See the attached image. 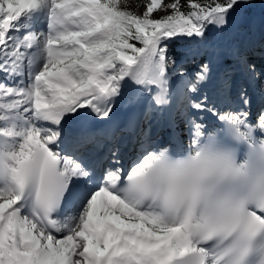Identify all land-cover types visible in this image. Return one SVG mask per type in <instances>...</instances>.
Segmentation results:
<instances>
[{
  "label": "snow or ice",
  "instance_id": "obj_1",
  "mask_svg": "<svg viewBox=\"0 0 264 264\" xmlns=\"http://www.w3.org/2000/svg\"><path fill=\"white\" fill-rule=\"evenodd\" d=\"M255 6L0 0V264H264V108L247 89L218 108L209 65L169 52ZM136 108L125 170L120 146L99 152Z\"/></svg>",
  "mask_w": 264,
  "mask_h": 264
},
{
  "label": "trees",
  "instance_id": "obj_2",
  "mask_svg": "<svg viewBox=\"0 0 264 264\" xmlns=\"http://www.w3.org/2000/svg\"><path fill=\"white\" fill-rule=\"evenodd\" d=\"M146 0H128V5L137 14H142L145 10L144 4ZM167 2V0H166ZM255 7L242 9L234 18L232 26L223 32L211 30L208 38L200 43H187L198 51L195 61L191 62L200 65L202 62L209 65L210 74L220 70L225 61L238 63L245 72H249L248 65H255V71L260 79L252 80L256 90L264 88V3L261 0H254ZM182 5L186 4V0H181ZM187 11V8H183ZM154 16L157 14L154 13ZM181 44V43H179ZM178 43L171 42L169 47L170 54L177 60L175 67L182 70H190L191 63L188 59L180 61V52L176 49ZM139 46V45H138ZM240 58L242 62H239ZM229 79L224 84L232 86L238 84L240 87L248 88L242 77L236 76L238 73L234 69L228 72ZM234 73V74H233ZM253 76V74H252ZM261 94V93H260Z\"/></svg>",
  "mask_w": 264,
  "mask_h": 264
},
{
  "label": "rangeland",
  "instance_id": "obj_3",
  "mask_svg": "<svg viewBox=\"0 0 264 264\" xmlns=\"http://www.w3.org/2000/svg\"><path fill=\"white\" fill-rule=\"evenodd\" d=\"M176 49L179 50L181 56H182V53H186L185 55H183V60L188 59L190 63L195 61L194 57L197 56V54H198L197 49L192 47L190 44H187V43H181V44L178 43V45L176 46ZM181 56H180V61H181ZM237 60L239 62L241 61L240 58H238ZM191 65H192V63H191ZM192 66L193 67H191L190 70H183V71H185L188 74L194 73L197 70V68L199 67V65L195 62V63H193ZM230 69H232V70L236 69V71L238 73L236 76L239 75V77H242V80L245 81L244 83H246V84L249 83L251 89H248V88L243 87V86L238 88V86H236L235 84L232 86H229V85L225 86V84L223 83L224 80L229 79L228 74L225 72H228ZM210 76H211V79H210L209 83L205 86L204 92L206 94L211 95L215 100H219L220 98H224L225 101H227V103H230L229 105H231L233 107L234 106L237 107L238 104L236 103V98H237L238 93L241 91V89H247L249 95L252 98V102H253L254 98H256V100L263 98V100H264V88L262 89V91L258 90L262 95L260 97L259 92L255 90L256 87L254 88V86L252 85V83L254 81L251 78V77H253L252 73L250 71L248 73L245 72L244 69L242 68V66L238 63L236 64V63H233L231 61H225L222 68L220 70H216V72H214L213 74H210ZM240 81L241 80H239L237 83H240ZM260 101L264 105V102L262 101V99ZM261 107L262 106L260 105L259 108H261ZM256 108H258V106ZM262 108H264V107H262ZM91 120L94 122L96 119L93 118ZM49 126L53 127L51 125H49ZM147 126H148V122H145V127H147Z\"/></svg>",
  "mask_w": 264,
  "mask_h": 264
},
{
  "label": "bare ground",
  "instance_id": "obj_4",
  "mask_svg": "<svg viewBox=\"0 0 264 264\" xmlns=\"http://www.w3.org/2000/svg\"><path fill=\"white\" fill-rule=\"evenodd\" d=\"M216 103H217V107L218 108L229 107V104H230V103H227V101H225L224 98H220L219 100H216ZM259 104L262 107H264V105H262L263 103L260 100H255L254 101L253 108H252V111H253L254 114L256 112H258L262 108V107L259 108L260 107V106H258ZM257 106H258V108H256ZM233 108H235V106ZM81 111H87V109H84V110H81ZM97 122H100V124H98L99 126L104 124L103 121H98V120H95L94 122L92 120L88 121L90 126H93L95 124L97 125ZM145 122H148V121L144 119L142 110L139 109V108H136V109H121V110H119L117 112L116 117H115V121H114V124H113V129H112L113 130V134H114V139H111L110 142L107 143L106 145L102 144L101 148L105 149V147L107 146V148H106V150H107L108 147L113 145V144H115L117 140L118 141H117L116 145L119 146V141L122 140V139H120V137L122 135H124V134H127V135L133 137V140H129L127 143L124 141L122 143V148H126L128 154H125V155H127L129 157L128 159L131 160L130 155L136 153V151L134 150L136 133H138V131L140 133V131L143 128H146L145 127ZM133 123H135L137 125L135 130H133L132 127H131V125ZM124 127L126 129H124ZM155 128H156V131L154 132L155 134H157L160 131L159 134L157 136H155V137H159L160 133H161V129H163V127H157L156 125H153V130ZM164 132H168V130L165 129ZM106 150L103 151L101 157L104 158L106 156Z\"/></svg>",
  "mask_w": 264,
  "mask_h": 264
}]
</instances>
